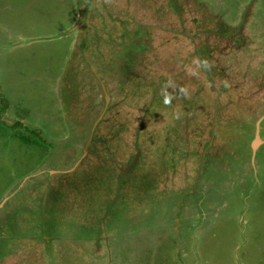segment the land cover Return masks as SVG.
<instances>
[{
    "label": "rangeland",
    "instance_id": "obj_1",
    "mask_svg": "<svg viewBox=\"0 0 264 264\" xmlns=\"http://www.w3.org/2000/svg\"><path fill=\"white\" fill-rule=\"evenodd\" d=\"M0 119V264H264V0H0Z\"/></svg>",
    "mask_w": 264,
    "mask_h": 264
},
{
    "label": "trees",
    "instance_id": "obj_2",
    "mask_svg": "<svg viewBox=\"0 0 264 264\" xmlns=\"http://www.w3.org/2000/svg\"><path fill=\"white\" fill-rule=\"evenodd\" d=\"M112 115H114V113ZM109 116H110V114L105 116V119L103 120V122H105L109 118ZM0 121H1V119H0ZM17 123L19 124V122H17ZM20 125H22V124H20Z\"/></svg>",
    "mask_w": 264,
    "mask_h": 264
}]
</instances>
